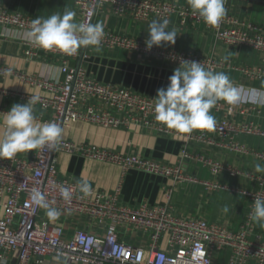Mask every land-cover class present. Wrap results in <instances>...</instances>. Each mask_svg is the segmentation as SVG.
Returning a JSON list of instances; mask_svg holds the SVG:
<instances>
[{
  "label": "built area",
  "instance_id": "1",
  "mask_svg": "<svg viewBox=\"0 0 264 264\" xmlns=\"http://www.w3.org/2000/svg\"><path fill=\"white\" fill-rule=\"evenodd\" d=\"M71 1L77 9V28L0 9V38L20 39L28 44L25 55L29 59L42 50L58 60L57 76H21L45 90V95L30 98L45 111L38 119L44 129L32 157L0 155V264H213V253L221 249L230 251L229 264H245L248 260L264 264V241L250 239L247 230L255 218L264 219L262 190H237L249 198L250 204L244 226L232 231L203 219L177 215L168 202L124 204L120 201V185L106 192L85 182L60 178L56 169L58 154L80 155L113 164L122 175L139 170L176 183L225 188L186 174L180 164H162L139 154L75 143L63 137L62 131L77 122L108 128L140 126L180 140L181 159L201 162L217 175L224 167L209 157L190 153L191 146L248 153L247 148L235 142V137L242 134L264 138V128L253 120L236 121L232 116L255 111L256 106L237 108L221 100L179 102L101 82L86 74L80 62L84 52L39 45L38 39L47 35L73 43L86 40L95 48L123 49L170 62L181 70L209 75L238 67L222 58L110 31L95 25V18L111 15L139 22H168L176 16L180 23L201 26L226 44L249 46L262 52L264 25L190 9L174 0ZM239 69L248 74H264L260 69ZM9 73L7 67L0 65V75ZM201 108L220 112L221 116L207 120L200 116ZM255 155L264 159V152ZM227 170L237 172L230 167ZM260 180L264 182L263 178ZM54 215L67 219L83 216L101 224L103 231L94 233L76 228L68 235L61 226L52 223ZM120 229L139 235L140 240L120 239ZM45 258L50 260L44 262Z\"/></svg>",
  "mask_w": 264,
  "mask_h": 264
},
{
  "label": "crops",
  "instance_id": "2",
  "mask_svg": "<svg viewBox=\"0 0 264 264\" xmlns=\"http://www.w3.org/2000/svg\"><path fill=\"white\" fill-rule=\"evenodd\" d=\"M190 9H201L215 15L231 16L239 22L264 25V0H174ZM0 9L18 11L52 22L77 28V9L71 0H0ZM95 25L113 32L127 33L146 41L181 50H193L202 55L227 60L238 69H223L206 75L187 71L174 64L135 52L112 48H95L87 41L73 43L65 39L42 35L39 45L70 47L84 52L80 62L86 74L95 80L124 86L152 97L174 101L207 100L228 102L237 108L254 105L255 111L235 114L232 119L253 120L264 128V74L245 73L239 68L264 71V52L249 46L226 44L201 26L182 24L176 16L168 22H139L128 18L105 15L95 18ZM28 44L20 39L0 38V65L10 73L0 75V155L30 158L34 155L44 125L38 121L44 109L31 101L45 95V90L24 81L21 76L54 77L58 75L55 55L42 50L29 59ZM205 87L202 89L201 87ZM200 116L215 120L220 112L200 109ZM62 136L75 143L93 144L114 151L139 154L162 164H180L182 170L200 180L225 188H211L202 183H176L173 180L139 170L121 174L113 165L80 155L58 154L57 175L60 178L85 182L94 188L112 192L120 185V201L128 205L146 202L149 205L168 202L173 212L225 226L232 231L241 229L246 221L250 200L237 190L264 191V159L255 153L264 152V138L237 135L235 142L248 149L239 153L225 149L193 145L190 153L209 157L224 169L217 175L193 159H181L180 140L150 132L140 126L108 128L77 122L62 131ZM227 167L237 170L231 173ZM264 208V201L261 202ZM1 216V209H0ZM68 235L76 228L101 233L103 226L83 216L67 219L52 217ZM248 230L250 239L264 241V219L255 218ZM125 241H139L140 236L120 229ZM165 246V243L163 244ZM228 249L213 253V264H229ZM41 258V257H39ZM50 258H45L44 262ZM111 264V263H108ZM245 264H256L248 260Z\"/></svg>",
  "mask_w": 264,
  "mask_h": 264
}]
</instances>
